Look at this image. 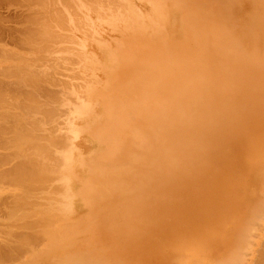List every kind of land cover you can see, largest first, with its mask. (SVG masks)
<instances>
[{
	"label": "rangeland",
	"instance_id": "1",
	"mask_svg": "<svg viewBox=\"0 0 264 264\" xmlns=\"http://www.w3.org/2000/svg\"><path fill=\"white\" fill-rule=\"evenodd\" d=\"M0 53V264H43L69 225L79 264H134L113 242L128 221L153 241L214 231L210 254L185 252L200 264L238 232L220 264H264V199L241 186L264 176V0H0Z\"/></svg>",
	"mask_w": 264,
	"mask_h": 264
},
{
	"label": "crops",
	"instance_id": "2",
	"mask_svg": "<svg viewBox=\"0 0 264 264\" xmlns=\"http://www.w3.org/2000/svg\"><path fill=\"white\" fill-rule=\"evenodd\" d=\"M257 172L260 173L259 178L256 182L253 181V185H251L252 179L254 180L253 176ZM252 186H253V190H252L253 196L249 200V204H248L249 206L252 203H257L258 200H260L261 198L264 199V176L261 173V170L254 169L252 174L248 177V183L245 184V187L252 188ZM239 195H243L244 197L242 199H238V203L242 204L243 200L245 199V194L240 193ZM252 206H256V205L253 204ZM240 209L241 207L239 205L236 206L234 210V215L237 214L240 211ZM87 221H88V218H87ZM87 221L80 220V221H77V223L78 222L80 224L84 223L85 230H87V228H91V226H87L89 224V222ZM129 223L130 222L128 221L127 226L124 227L123 229V233L118 235L117 238L115 239L116 241H113V242H117L118 240L123 239L122 243L121 241H119L118 243L122 244L120 245L121 247H124L126 249L128 247L129 252L126 251L125 255H127L128 258L131 259L134 264H157L156 255H157L158 247H162L164 250V261L165 262L163 261L164 262L163 264H200L198 261L189 260L193 257L198 256V255L194 256L195 254H192L194 251L192 253H185V252H190L192 250L199 251V252L201 251L202 253H206V251L209 252V250L211 249V242L214 237V231L205 232V231H199V230L195 231L191 229V230H185V231H180V232H170V233L160 232L159 234L157 232L155 234L157 241H153L149 239L145 240L144 238L147 237L149 233V230H147L148 227H145V230L143 232L141 231L140 228L138 229L137 227L130 226ZM82 229L84 230V228ZM105 234H106L105 231L100 232V236L103 239H106V241H108V237H106ZM149 234H152V233H149ZM234 235H235V242L228 245L229 251L225 255L224 259L222 260L220 259V261H216V264H220L221 262H223L225 259L229 257V255L230 256L234 255L233 254L234 251H231V250L236 248V246L238 245L237 241L242 238V237H238V236H242L238 232H235ZM113 242H110V243H113ZM210 252H212V250ZM173 254H176L175 255L176 257H172ZM146 255H147V263H146V259H142L141 257V256H146Z\"/></svg>",
	"mask_w": 264,
	"mask_h": 264
},
{
	"label": "bare ground",
	"instance_id": "3",
	"mask_svg": "<svg viewBox=\"0 0 264 264\" xmlns=\"http://www.w3.org/2000/svg\"><path fill=\"white\" fill-rule=\"evenodd\" d=\"M20 1V0H19ZM38 1V0H37ZM50 1V0H49ZM10 2V1H9ZM33 2V1H32ZM40 2V1H39ZM38 2V3H39ZM37 3V4H38ZM45 3V2H44ZM36 3H34L33 5H35ZM41 4V3H40ZM49 4H51V2L49 3ZM57 4V3H56ZM45 5V4H44ZM38 6V5H37ZM42 6V5H41ZM46 6V5H45ZM50 6V5H49ZM34 7V6H33ZM39 8H41V7H39ZM46 8V7H45ZM38 9V8H37ZM52 9V8H51ZM57 9V8H56ZM27 10V9H26ZM39 10V9H38ZM53 10V9H52ZM29 11H31V10H27V12H29ZM37 14V13H36ZM51 14V13H50ZM32 15V14H31ZM30 15V16H31ZM35 15V14H34ZM35 16H37V15H35ZM39 16H40V14H39ZM38 17V16H37ZM58 17H59V14H58ZM32 18V17H31ZM34 18V17H33ZM41 18H44V17H40V19ZM49 18H52V17H49ZM60 18V17H59ZM58 18V19H59ZM54 19V18H53ZM38 20V19H37ZM32 21V20H31ZM35 22V21H34ZM37 22V21H36ZM57 22V21H56ZM40 23V22H39ZM59 24V23H58ZM34 26V25H33ZM37 29V28H36ZM47 30V29H46ZM27 31H29V30H27ZM32 31V30H31ZM40 31H41V29H40ZM44 31H45V29H44ZM43 31V33H45ZM33 32V31H32ZM36 32V31H35ZM38 32H39V30H38ZM26 33V32H25ZM29 33H30V31H29ZM49 33V32H48ZM47 33V34H48ZM52 33H54V32H52ZM33 34V33H32ZM42 33H40V35H41ZM46 34V36H48V37H50V35H47ZM44 35V34H43ZM56 35V34H55ZM45 36V35H44ZM51 36H53V34L51 35ZM24 37V36H23ZM25 37H26V35H25ZM28 37H29V34H28ZM33 37H34V35H33ZM32 38V37H31ZM41 38V37H40ZM46 38V37H45ZM33 39V38H32ZM35 39V38H34ZM42 39V38H41ZM55 39V38H54ZM38 40V39H37ZM43 40V39H42ZM53 40V39H52ZM34 42H35V40H34ZM48 42V41H47ZM31 43H32V41H31ZM39 44V43H38ZM46 47V46H45ZM41 47H39V49H40ZM38 49V50H39ZM1 54V53H0ZM3 56V55H2ZM10 57V56H9ZM8 59V58H7ZM13 70V69H12ZM35 70V69H34ZM14 72V71H13ZM30 72V71H29ZM36 72H38V71H36ZM25 74V73H24ZM23 76H25V75H23ZM28 76V75H27ZM27 76H25V77H27ZM24 77V78H25ZM29 77H31V76H29ZM32 77H34V76H32ZM45 77V76H44ZM36 79V78H35ZM39 79V78H38ZM48 79V78H47ZM23 80H25V79H23ZM30 80V79H29ZM43 80V79H42ZM50 80H51V78H50ZM22 81V80H21ZM25 81H27L28 82V80H25ZM37 81H39V80H37ZM52 81V80H51ZM56 81V80H55ZM31 82V81H30ZM47 82V81H46ZM49 82V81H48ZM57 83V82H56ZM55 83V84H56ZM32 84V83H31ZM36 84H37V82H36ZM51 84V83H50ZM44 85V84H43ZM58 86V85H57ZM37 87V86H36ZM46 87V86H45ZM50 89V88H49ZM6 90V89H5ZM5 93V92H4ZM9 95V94H8ZM29 95V94H28ZM53 96V95H52ZM55 96H57V95H55ZM59 97V96H58ZM53 98H54V96H53ZM26 99V98H25ZM58 99H60V98H58ZM36 100V99H35ZM55 101V100H54ZM9 102V101H8ZM23 102V101H22ZM33 102V101H32ZM24 103V102H23ZM10 104V103H9ZM46 107V106H45ZM29 108H30V106H29ZM32 109H34V108H32ZM37 109H40V108H38L37 107ZM36 108L34 109V110H37ZM48 110V109H47ZM32 111V110H31ZM50 111V110H49ZM48 111V112H49ZM53 111V110H52ZM34 113V112H33ZM46 113V112H45ZM56 113V112H55ZM55 113H52L53 115H55ZM51 114V115H52ZM57 114V113H56ZM6 115V114H5ZM43 115V114H42ZM49 115H50V113H49ZM49 115H47L48 117H49ZM2 116V115H1ZM7 116V115H6ZM44 116H45V114H44ZM12 118V117H11ZM132 118V117H131ZM3 119V118H2ZM5 119V118H4ZM54 120V119H53ZM38 121V120H37ZM52 121V120H51ZM16 122V121H15ZM25 122V121H24ZM39 122H40V120H39ZM49 122V121H48ZM31 123V122H30ZM36 123V122H35ZM29 124V123H28ZM32 124H33V122H32ZM32 124H29V125H31L32 126ZM41 124V123H40ZM39 124V125H40ZM34 125V124H33ZM36 126L37 125H35V128H36ZM54 126V125H53ZM12 127V126H11ZM34 127V126H33ZM38 127H40V126H38ZM67 128V127H66ZM23 129V128H22ZM31 129H33L32 127H31ZM13 130V129H12ZM53 130V129H52ZM20 132V131H19ZM30 132V131H29ZM47 132V131H46ZM13 134H14V132H12ZM21 133V132H20ZM20 133H19V135H20ZM15 134H16V131H15ZM23 134V131H22V133H21V135ZM25 134V133H24ZM58 134V133H57ZM17 135V134H16ZM28 136H29V134H27ZM64 135V134H63ZM23 136V135H22ZM45 136H46V134H45ZM47 136H52V135H50V134H48ZM142 136V135H141ZM25 137V136H24ZM27 137V136H26ZM34 137V136H33ZM62 136H60V138H61ZM64 137H66V135L64 136ZM69 137V136H68ZM13 138H15L14 136H13ZM29 138V137H28ZM59 138V139H60ZM20 140L22 139V138H19ZM55 139V138H54ZM61 139H63V138H61ZM60 139V140H61ZM66 139H68V138H65V142H66ZM2 140V139H1ZM19 140V141H20ZM22 140H24V139H22ZM64 140V139H63ZM63 140H61V142L63 141ZM142 140H144V138L142 139ZM12 141V140H11ZM17 140L15 139V140H13V143L14 142H16ZM18 141V142H19ZM27 141V140H26ZM59 141V140H58ZM68 141V140H67ZM12 143V144H13ZM22 143V142H21ZM55 143V142H54ZM54 143H53V145H54ZM59 143H60V141H59ZM58 143V147L61 145V143L59 144ZM67 143V142H66ZM66 143H62L63 145H62V148H63V150L65 151L66 150ZM14 144H16V143H14ZM23 144V143H22ZM30 144V143H29ZM35 144V143H34ZM52 144V143H51ZM9 145H11V144H9ZM56 145H57V143H56ZM3 146H4V144H3ZM19 146V145H18ZM17 146V147H18ZM25 146V145H24ZM31 146H32V144H31ZM34 146V145H33ZM39 146V145H38ZM37 146V147H38ZM42 146V145H41ZM44 146H45V144H44ZM64 146V147H63ZM57 146L55 147V148H57L58 150H60V148H58ZM16 148V145H15V147H14V149ZM65 148V149H64ZM6 149V148H5ZM18 149V148H17ZM21 149V148H20ZM20 149H18V150H20ZM34 149L36 150V148L34 147ZM44 149V148H43ZM28 150V149H27ZM50 149H48V151H49ZM37 151H38V153L40 152V148L39 149H37ZM36 151V152H37ZM46 151V150H45ZM101 151V150H100ZM21 152V151H20ZM28 152V151H27ZM42 152V151H41ZM60 152V151H59ZM17 153H19V151L17 152ZM37 153V154H38ZM48 153V152H47ZM47 153H46V155H47ZM19 154H21V153H19ZM32 154V153H31ZM30 154V155H31ZM36 153H34V155H35ZM26 155H27V153H26ZM46 155H44V157L46 156ZM50 155H52V154H50ZM22 156V155H21ZM24 156V155H23ZM28 156V155H27ZM36 156H38V157H40L41 156V153L40 154H38V155H35L34 157H36ZM48 156V155H47ZM31 156H28L27 158H26V156L24 157V158H26V159H31L30 158ZM34 157H33V159H34ZM41 158H42V156H41ZM51 158H52V156H51ZM54 158V157H53ZM21 159H23V158H21ZM25 159V160H26ZM36 159V158H35ZM45 159H47V158H45ZM44 159V160H45ZM38 160H39V158H38ZM38 160H37V164H38ZM43 160V159H42ZM42 160H41V163H43V164H40V166L41 167H43L42 165H44L46 162H47V160H46V162L44 163V162H42ZM50 160V159H49ZM49 160H48V162H49ZM53 161H54V159H52ZM58 159H57V157H56V161H57ZM62 160V159H61ZM61 160H59L60 162H61ZM23 161V163L25 162L24 160H22ZM21 161V162H22ZM51 161V160H50ZM58 161V162H59ZM30 162V161H29ZM33 162V161H32ZM40 162V161H39ZM20 163V162H19ZM18 163V164H19ZM25 163H27V161L25 162ZM31 163V162H30ZM54 163V162H53ZM52 163V164H53ZM62 163V162H61ZM21 164V163H20ZM27 164H29V163H27ZM48 164H51V163H47V165ZM55 164H56V162H55ZM59 164V163H58ZM57 164V166H59ZM24 165V164H23ZM23 165H21V166H23ZM39 165V164H38ZM46 165V164H45ZM44 165V166H45ZM46 165V166H47ZM54 165V164H53ZM14 166V165H13ZM20 165H18V167H19ZM29 166H30V164H29ZM31 166H32V164H31ZM31 166L29 167V168H31ZM45 166V167H46ZM55 166V165H54ZM15 167V166H14ZM17 166L15 167L16 168V170H17V168H18ZM26 167V169L28 168V166L26 165L25 166ZM36 167V166H35ZM40 167V170L39 171H41V169H43V168H41ZM45 167H44V171L46 170V174H47V170H49V169H45ZM246 167V166H245ZM24 168V167H23ZM32 168H34L33 166H32ZM31 168V169H32ZM55 168V167H54ZM57 168V167H56ZM20 169H22V168H20L19 167V171H20ZM25 168L24 169H22V170H26ZM35 169H37V168H35ZM53 169V168H52ZM58 169V168H57ZM9 170V169H8ZM13 170V169H12ZM21 170V171H22ZM30 170V169H29ZM29 170H27L26 172H25V174H27V172H29ZM33 170V169H32ZM32 170H31V172H32ZM42 170V171H43ZM53 170H55V169H53ZM52 170V171H53ZM19 171H16V172H18V174H19ZM35 171H37L38 172V170H35ZM35 171H33L34 172V174L35 173H37V172H35ZM44 171H43V173H44ZM51 171V172H52ZM12 172H14V171H12ZM16 172H15V175H16ZM50 172V173H51ZM53 173H57V170L56 171H53ZM6 174V173H5ZM23 174V173H22ZM29 174H31V173H29ZM34 174H33V177H34ZM20 175V174H19ZM55 175V174H54ZM258 175H260V173H256L255 175H254V182H256L257 180H258V178H259V176ZM13 176V175H12ZM23 176V175H22ZM25 176V175H24ZM37 176V175H36ZM52 176V175H51ZM14 177V176H13ZM19 179H21L20 177L21 176H17ZM55 177V176H54ZM16 178V177H15ZM18 178H16L15 180H17ZM28 179V176L26 177H24V179ZM31 178V177H30ZM29 178V179H30ZM36 178V177H35ZM59 176H58V178H57V175H56V181H58L59 180ZM18 179V180H19ZM22 179H23V177H22ZM21 179V180H22ZM23 179V180H24ZM28 179V180H29ZM32 179V178H31ZM31 179H30V181H31ZM36 179H38V178H36ZM18 180H17V182H18ZM27 180V183L26 184H28V181ZM39 180V179H38ZM37 180V181H38ZM52 180V179H51ZM61 180V179H60ZM33 181V180H32ZM40 181L41 180H39V183H40ZM44 181V180H43ZM52 181H54V180H52ZM52 181H49L48 183L50 184ZM58 182H60V181H58ZM20 183V182H19ZM23 183V182H22ZM47 183V184H48ZM248 183V178L246 179V180H244V183L243 184H241V186H245V184H247ZM25 184V185H26ZM44 184V183H43ZM48 184V185H49ZM52 184V183H51ZM29 185V184H28ZM48 185H46V186H48ZM57 185H59V184H57ZM61 185V184H60ZM63 185V184H62ZM23 186V185H22ZM50 187H51V185H49ZM233 186V185H232ZM19 187H20V185H19ZM29 187H31V185H29ZM42 187H45V186H41V188ZM59 187V186H58ZM62 186H60L59 187V190H58V188L57 187H55L56 189H57V191H60V188H61ZM27 188V187H26ZM33 188H36V187H33ZM40 188V189H41ZM49 188V187H48ZM51 188H53V186L51 187ZM50 188V189H51ZM28 189V188H27ZM31 189H32V187H31ZM62 189L63 188H61V191H62ZM29 190H30V188H29ZM37 190V189H36ZM55 190V189H54ZM53 190V191H54ZM37 191H39V190H37ZM41 191V190H40ZM56 191V192H57ZM61 191H60V193H61ZM63 192V191H62ZM54 193H55V191H54ZM59 193V192H58ZM64 193V192H63ZM57 194V193H56ZM60 195V194H59ZM62 195H64V194H62ZM55 196V195H54ZM58 196V195H57ZM239 197H238V199H242V198H244L243 197V195H238ZM12 197V196H11ZM14 197V196H13ZM45 197V196H44ZM70 197V196H69ZM36 198V197H35ZM65 198H68V195L66 194L65 195ZM44 199H46V197L44 198ZM43 199V200H44ZM57 199H58V197H57ZM18 200V199H17ZM42 200V201H43ZM47 200V199H46ZM70 200H73V199H71V198H69L67 201H70ZM15 201V200H14ZM36 201V200H35ZM57 201H60V198L57 200ZM45 203V205H48L49 204V201L47 202V201H44ZM13 203H15V202H13ZM32 203V202H31ZM34 203V202H33ZM60 203H61V201H60ZM41 202H40V205L39 206H41ZM72 205H73V202H72ZM83 207H86L85 209H86V211L82 214V215H80L81 217V219L83 220V219H86V217L88 218V216H87V210H88V208L90 207L89 205H88V203H85L84 204V206ZM56 208V207H55ZM72 208H74V207H72ZM14 210H15V208H14ZM34 210V209H33ZM260 211H258V212H261L262 210L261 209H259ZM12 211V210H11ZM16 211V210H15ZM39 211V210H38ZM43 211V210H42ZM45 211H47L46 209H45ZM9 212V211H8ZM13 212V211H12ZM34 212V211H33ZM44 212V211H43ZM263 213V212H262ZM9 214V213H8ZM13 215V214H12ZM11 215V216H12ZM258 215H261L262 217H263V215H264V213L263 214H261V213H259ZM258 215H256V216H258ZM20 216V215H19ZM23 216V215H22ZM69 218H76L77 216H74L72 213L71 214H69V215H67ZM9 217V216H8ZM59 217H61V219H64L61 215L59 216ZM262 217H255V218H257V221L259 222V220H262L263 221V218ZM10 218V217H9ZM41 218H43V217H41ZM262 218V219H261ZM49 219V218H48ZM47 219V217H46V219L45 220H48ZM59 219V218H58ZM254 219V218H253ZM40 220V219H39ZM65 220V219H64ZM37 221V220H36ZM52 221V220H51ZM56 221V220H55ZM54 221V222H55ZM65 221H68V220H65ZM50 222V221H49ZM53 222V221H52ZM52 222H51V224H52ZM41 223V222H40ZM27 224V223H26ZM47 224V223H46ZM51 224H50V226L49 227H51ZM49 225V224H48ZM186 225V224H185ZM252 225V224H251ZM249 226V229H250V227H251V229L249 230L248 229V233H251V230L253 229L254 231L258 228H256V226L253 228L252 226ZM35 226V225H34ZM259 226H261L260 224H259ZM46 227V226H45ZM183 227V226H182ZM78 227H75V228H72L70 225L69 226H64L63 228H60L59 229V231L60 232H55L54 234V237H56V241H55V243H54V245L53 246H51V247H53L52 248V257L50 256V253H49V250L48 249H45L44 248V251L42 252L43 254H40L39 255V257H41L42 259L40 260V261H43V264H76V263H78V262H80V261H83V260H81L80 259V257H77L78 255L80 256V255H85L86 253H88L89 252V246H87L86 247V245L85 244H83V243H80V242H78L79 240H75L74 239V237H76V236H78L79 235V233H81V232H78L77 233V235H73V232H75L76 231V229H77ZM82 228H84V230L82 229ZM80 229H82L83 231H86V233L87 234H89L88 233V231L87 230H94V229H90V228H88L87 230H85V227H84V225H82V227H80ZM185 230V229H184ZM252 230V231H253ZM258 230V229H257ZM253 231V232H254ZM166 233V232H165ZM170 233V232H169ZM25 234V233H24ZM159 234V233H158ZM162 234V233H161ZM251 234H253V233H251ZM259 234V233H258ZM67 235H70V236H67ZM255 235H257V234H255ZM117 236H118V234H117ZM117 236H116V238H117ZM253 236V235H252ZM244 237H246V235L244 236ZM255 237V236H254ZM11 238V237H10ZM37 238V237H36ZM70 238V239H69ZM19 240V239H18ZM246 240H247V238H246ZM249 240H251V238L249 239ZM20 242V241H19ZM31 242V241H30ZM253 242V241H252ZM168 243V242H167ZM173 243V242H172ZM249 243H250V241H249ZM52 244V243H51ZM171 244V243H170ZM245 244H246V242H245ZM25 245V244H24ZM48 245V244H47ZM169 245V244H168ZM8 246V245H7ZM247 246H248V244H247ZM24 247V246H23ZM48 247V246H47ZM245 248H246V246H244ZM249 247H250V245H249ZM17 248V247H16ZM18 249V248H17ZM34 249V248H33ZM172 249V248H171ZM10 250V249H9ZM8 250V251H9ZM18 250H20V249H18ZM251 250V249H250ZM91 251H93V249H91ZM8 253V252H7ZM12 253V252H11ZM23 253V252H22ZM26 253V252H25ZM146 253V252H145ZM243 253H245V252H243ZM242 254V253H241ZM241 254H239V255H241ZM249 254V253H248ZM19 255V254H18ZM157 258H156V261H157V264H163L165 261H164V250H163V248L162 247H160L159 249L157 248ZM168 256V255H167ZM39 257H38V259H39ZM142 257V259H146V263H147V255L146 256H141ZM245 257V256H244ZM79 258V259H78ZM93 258V257H92ZM242 258V259H241ZM248 258V257H247ZM257 258V257H256ZM11 259V258H10ZM238 259V258H237ZM240 262L243 260V254L240 256ZM17 260V259H16ZM167 260V259H166ZM239 260V259H238ZM238 260H235V262L236 261H238ZM254 260H256V261H258V263H259V260H257V259H254ZM253 260V261H254ZM78 261V262H77ZM164 261V262H163ZM252 261V263H254ZM30 262V261H29ZM37 262V261H36ZM145 262V261H144ZM9 263V262H8ZM86 263L88 264V262L86 261ZM141 263H143V262H141ZM21 264V263H20ZM35 264V263H34ZM37 264H39V262L37 263ZM79 264V263H78ZM236 264V263H235ZM237 264H239V261L237 262ZM241 264V263H240ZM244 264H246V263H244ZM255 264V263H254ZM256 264H257V262H256Z\"/></svg>",
	"mask_w": 264,
	"mask_h": 264
}]
</instances>
